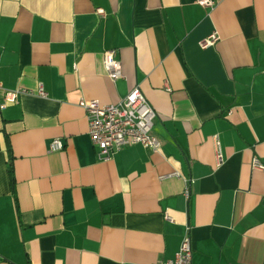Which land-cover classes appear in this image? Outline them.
<instances>
[{"label":"crops","instance_id":"obj_1","mask_svg":"<svg viewBox=\"0 0 264 264\" xmlns=\"http://www.w3.org/2000/svg\"><path fill=\"white\" fill-rule=\"evenodd\" d=\"M196 1L0 0V85L34 92L0 109V264H155L186 231L192 264H264V0ZM135 86L160 149L99 160L78 103Z\"/></svg>","mask_w":264,"mask_h":264},{"label":"built area","instance_id":"obj_2","mask_svg":"<svg viewBox=\"0 0 264 264\" xmlns=\"http://www.w3.org/2000/svg\"><path fill=\"white\" fill-rule=\"evenodd\" d=\"M196 3L204 9H212L215 5L212 0H197ZM97 13L103 15V11L98 9ZM218 41L216 33H212L200 42V47L206 49L213 46ZM103 67L107 77L115 82L123 78L120 62L115 59L112 52H105L103 55ZM0 109L14 105L19 98L24 95H33L34 92L24 89L5 90L0 85ZM36 95L46 97V93L41 86L38 87ZM83 109L88 126V136L92 147L96 150L99 160L109 161L113 155L120 150L139 145L157 152L160 149V142L152 135L153 123L156 113L151 107L139 86L133 87L129 93L117 104L102 105L98 100L81 99L78 103ZM217 147V158L221 161L219 145L215 137ZM50 151L57 152L63 149V143L59 139H54L49 146ZM253 170L264 171V165L253 158L251 162ZM171 176H178L172 174ZM185 196H189V189L186 188ZM165 219L171 218L165 214ZM192 247L188 231L182 238L180 247L175 257L169 261H158L155 264H192Z\"/></svg>","mask_w":264,"mask_h":264}]
</instances>
